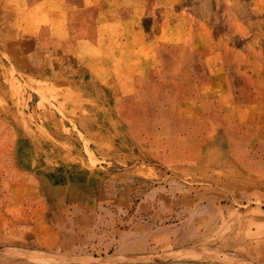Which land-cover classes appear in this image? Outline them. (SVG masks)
Listing matches in <instances>:
<instances>
[{"label":"rangeland","instance_id":"374dc122","mask_svg":"<svg viewBox=\"0 0 264 264\" xmlns=\"http://www.w3.org/2000/svg\"><path fill=\"white\" fill-rule=\"evenodd\" d=\"M238 4L211 18L241 51L213 68L209 111L122 114L147 121L154 159L27 128L29 84L0 74V264H264V0Z\"/></svg>","mask_w":264,"mask_h":264},{"label":"crops","instance_id":"0c3cea01","mask_svg":"<svg viewBox=\"0 0 264 264\" xmlns=\"http://www.w3.org/2000/svg\"><path fill=\"white\" fill-rule=\"evenodd\" d=\"M238 2L0 0V74L13 71L28 82L27 128L86 140L98 160L154 159L148 144L156 141L143 135L147 121L122 114L209 111L202 106L212 104L213 68L241 51L222 40L211 18L241 17ZM174 65L186 71H170ZM19 112L17 130L24 128ZM16 159L26 160L21 153Z\"/></svg>","mask_w":264,"mask_h":264}]
</instances>
